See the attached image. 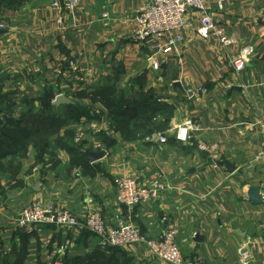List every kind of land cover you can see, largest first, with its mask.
Masks as SVG:
<instances>
[{
  "label": "crops",
  "instance_id": "crops-1",
  "mask_svg": "<svg viewBox=\"0 0 264 264\" xmlns=\"http://www.w3.org/2000/svg\"><path fill=\"white\" fill-rule=\"evenodd\" d=\"M53 1L17 0L13 8L0 6V19L10 22V30H0V120H40L47 96L62 119L68 105L54 102L62 95L72 106L100 113L67 120L42 134L49 133L53 145L52 140L79 127L84 131L82 153L104 150L105 155L90 162L54 146L51 161L42 164L29 145L14 178L0 172V264H166L143 246L103 248L82 228L36 226L20 232L14 220L36 200L54 203L78 218L97 211L110 228L123 218L151 239L175 223V243L184 259L264 264V161L257 160L261 136L255 126L257 113H264V0L210 5L214 23L233 40L228 49L213 37H198V19L187 14L183 41L159 58V70L148 60V50L132 39L133 0H80L72 13L52 9ZM247 46L254 54L242 75L248 86L243 89L228 61ZM71 63L77 64L78 73L71 72ZM198 87L206 90L205 96L184 97L186 89ZM101 90L108 93L104 102L95 99ZM117 100L140 108L148 104L152 122H165L166 130L152 133L148 142L143 131L124 137L108 122V105ZM187 123L197 130L182 143L176 130ZM98 134L105 135V142ZM10 159L1 163L5 166ZM158 177L163 189L157 200L132 211L115 202L117 179L149 184ZM252 189L258 190L259 204L251 201Z\"/></svg>",
  "mask_w": 264,
  "mask_h": 264
},
{
  "label": "built area",
  "instance_id": "built-area-1",
  "mask_svg": "<svg viewBox=\"0 0 264 264\" xmlns=\"http://www.w3.org/2000/svg\"><path fill=\"white\" fill-rule=\"evenodd\" d=\"M136 2V12L133 17L132 39L148 50V60L154 70H159V58L171 53L182 41L183 31L187 24V14L193 13L198 19L197 35L202 39L215 38L224 49L233 44L231 36L228 35L223 26L214 23L210 13V5L215 3L219 8L226 0H133ZM80 0H55L51 4L52 9H61L72 13L79 6ZM104 25H108L109 16L106 11L101 14ZM61 23V20H57ZM0 30H10V22L0 19ZM254 54L251 46L244 47L232 56L228 65L232 70L235 81L241 84L243 89V72L250 57ZM72 73L80 70L76 63L70 64ZM230 85H224V89H230ZM203 87L188 88L184 91V97L188 100L205 96ZM255 126L258 129L261 140L257 160L264 161V113L256 115ZM197 130L193 123L179 126L176 130V140L187 143L190 134ZM183 137V138H181ZM77 135L75 142L81 141ZM160 143L165 138L159 136ZM145 141H151L149 137ZM202 151L209 150L205 145H199ZM163 189L158 179L149 184L135 178H120L115 181V202L118 206L132 211L136 207L145 206L157 200L159 192ZM264 202V196L262 197ZM15 228L26 229L29 227H53L56 229L82 228L94 236L103 248H124L127 246H143L149 256L163 261L166 264H206L202 259H184L175 243L178 228L175 223H168L161 235L155 239L141 234L138 227L123 218H116L113 227L110 228L97 211L84 213L83 217H76L70 210L64 209L54 203L33 201L23 208L14 220ZM64 249L61 248L60 253ZM41 264H63L60 260L42 262Z\"/></svg>",
  "mask_w": 264,
  "mask_h": 264
},
{
  "label": "trees",
  "instance_id": "trees-1",
  "mask_svg": "<svg viewBox=\"0 0 264 264\" xmlns=\"http://www.w3.org/2000/svg\"><path fill=\"white\" fill-rule=\"evenodd\" d=\"M17 0H0V6L4 8H13ZM7 21V19H4ZM107 91L101 90L96 92L95 99H99L102 102L106 101ZM45 100L43 105L40 107V120L27 121L26 124L21 122L20 119H14L12 117H4L0 120V172H5L10 174V178H14L21 169V160L26 157L27 148L29 145L33 147L36 151V161L37 163H48L51 161L53 155V147L57 146L66 149L72 155L81 156L83 143L79 144V147L69 146L64 142L63 137L56 139V145L50 144L48 130H54L66 124L67 120H76L80 116H86L92 118L93 114L90 110L83 105H71L66 104L65 109H63V117L55 114L52 106L49 104V100ZM113 105H108V122L114 127L116 131H119L125 136L131 135L136 136L139 131H143L146 137L152 138V133L164 132L166 130V124L163 122H152L154 117L150 111L146 110L148 104H144L142 108L139 106L131 104H123L122 100H117ZM113 102V101H112ZM37 112V113H39ZM56 115V118H55ZM39 116V115H38ZM29 125V126H28ZM137 133V134H136ZM65 143V144H64ZM109 143V142H108ZM107 144V143H106ZM11 156L6 165L1 163V160ZM48 156L49 160L46 161L45 157ZM7 167L6 170L2 168ZM20 232H24V229H19ZM83 231H86L83 229ZM89 233L88 231H86ZM22 234V233H21ZM90 234V233H89ZM19 264V263H17Z\"/></svg>",
  "mask_w": 264,
  "mask_h": 264
},
{
  "label": "water",
  "instance_id": "water-1",
  "mask_svg": "<svg viewBox=\"0 0 264 264\" xmlns=\"http://www.w3.org/2000/svg\"><path fill=\"white\" fill-rule=\"evenodd\" d=\"M56 104H68L70 103L69 100H67L64 96L62 95H59L56 97L55 101H54ZM155 138V137H153ZM82 155L90 162H96V161H99L101 159L104 158V155H105V152L104 150H101L99 152H90L88 150L84 151L82 153ZM251 201L254 203V204H259L260 203V198H259V195H258V190L257 189H252L251 191Z\"/></svg>",
  "mask_w": 264,
  "mask_h": 264
},
{
  "label": "rangeland",
  "instance_id": "rangeland-1",
  "mask_svg": "<svg viewBox=\"0 0 264 264\" xmlns=\"http://www.w3.org/2000/svg\"><path fill=\"white\" fill-rule=\"evenodd\" d=\"M133 20V19H132ZM133 30H134V26H133ZM108 110V109H107ZM98 113H100L99 111L98 112H96V111H93V114L94 115H98ZM29 126V125H28ZM83 133H84V131L82 130V129H80L79 127H77L76 129H73V130H71L70 132H67L66 133V136H64V142L67 144V145H71V146H73V147H76V146H78L79 147V144L83 141L82 139V136H83ZM77 135H80L81 136V141H80V143H76L75 142V139L77 138ZM100 137V140L102 141V142H105V135H100V134H98ZM52 142L56 145V140H52ZM64 143V144H65ZM50 144H51V141H50ZM52 145V144H51ZM45 160L46 161H48L49 160V158H48V156H46L45 157Z\"/></svg>",
  "mask_w": 264,
  "mask_h": 264
},
{
  "label": "clouds",
  "instance_id": "clouds-1",
  "mask_svg": "<svg viewBox=\"0 0 264 264\" xmlns=\"http://www.w3.org/2000/svg\"><path fill=\"white\" fill-rule=\"evenodd\" d=\"M181 138H183V137H181Z\"/></svg>",
  "mask_w": 264,
  "mask_h": 264
}]
</instances>
